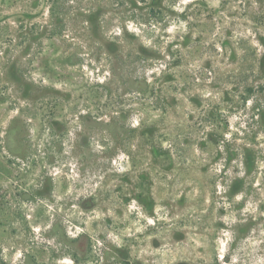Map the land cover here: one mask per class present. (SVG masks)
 <instances>
[{"label":"rangeland","instance_id":"374dc122","mask_svg":"<svg viewBox=\"0 0 264 264\" xmlns=\"http://www.w3.org/2000/svg\"><path fill=\"white\" fill-rule=\"evenodd\" d=\"M0 264H264V0H0Z\"/></svg>","mask_w":264,"mask_h":264}]
</instances>
